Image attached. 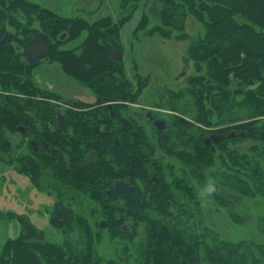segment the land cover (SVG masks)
I'll use <instances>...</instances> for the list:
<instances>
[{"label": "rangeland", "instance_id": "374dc122", "mask_svg": "<svg viewBox=\"0 0 264 264\" xmlns=\"http://www.w3.org/2000/svg\"><path fill=\"white\" fill-rule=\"evenodd\" d=\"M11 1H4L3 7L8 9ZM28 1L37 4L39 9L46 8L58 15L52 16L43 10L48 19L42 17L41 23L34 21L33 25L37 28L46 27L54 39L67 31L68 33H66L72 37L70 39L72 44L74 43V46L77 47L81 42L84 49L89 44L91 31L81 30L76 35V31H69L67 27L66 29L62 27L65 25L64 18H81L93 23L99 18L108 17L112 24H116L120 19L124 20L119 27V49L122 50V60L114 59L116 65L113 66L114 69L112 68V76H120L122 79H128L135 84V75L138 72L139 80L136 81V87H138L139 96L137 105L130 104V102L123 105L124 108L120 113L123 118L122 121L130 123V118H136L140 124L144 125L147 122L142 117L144 114L142 111L143 106L158 107L169 111L166 106L159 107L158 104L164 102L169 103V105L175 104L180 108H177V111H175L176 109L170 110V113L175 112L177 114L174 121L181 126L187 124L185 126V138L177 136L178 141L185 142L184 147L186 146V148L183 155H190V158H194L196 155L200 156L197 149L202 147L198 143L194 144L196 138L199 141L201 140L198 137L200 135L203 138L211 133H217L219 139L222 137V146H224L220 149L219 146L214 144L210 149L213 152L210 153V150H207L213 161L207 168H197L195 164L186 163L182 158L179 159L173 155L167 156L168 158L162 162L165 169H162L157 181L151 182L148 181V177L151 172L154 173V171H151L154 167L152 165L156 158L160 157L161 152L156 150L157 152L152 151L154 153H150V145L147 144V139L142 134L140 153L145 155L146 162L140 163L142 173H139L138 208L127 215L123 211L104 209L99 207L98 202L88 197H81L79 201L80 208L71 211V225L56 227L49 224V219L44 214L41 206L48 200V197L42 193L37 194L36 190L31 188L28 194L24 192L25 197L30 198L28 208H25L24 201L19 200V195L23 193H21L22 187L30 186L27 177L17 172H9L6 166V168H3L5 163H1L0 250L7 239L20 236L22 226H27L26 229L31 232L29 233L31 235L29 237V240L32 241L31 245L44 242L49 246L70 249L68 255L72 257L68 264H74V259L79 254L80 257L86 254L89 255L91 259L89 264H145L146 252L144 253L143 244L146 240L151 242L148 238L149 233L147 235L146 231L148 230L147 224L150 222L148 219L157 218L152 211L161 207L168 208L171 213L174 210L181 211L180 209H184V214L180 216L181 223L186 222L189 215V220L187 219L190 223L188 238H192L191 242L194 245L198 244L201 264H213L206 259V252L207 250H213L216 243L221 241L231 244H247L256 257L262 255V250L264 253V234L258 229V219L264 216V150H262L264 145L258 143L257 139L245 136L247 130L244 129V123L249 120L243 118L231 121L228 114L221 115L220 112L210 106V101L217 96H227L231 103L240 102L244 100L245 91L248 88L254 90L261 82L259 80L241 79L236 74L231 75V71L229 73V83L222 85V94L224 91L227 94L222 96L221 91L219 92L216 88L209 90L211 85L208 86L207 83L209 77L206 63L202 64L195 61L187 54V48L192 40L205 37L204 23L199 21L193 14L188 13L185 17L183 30L180 32L172 31L169 38L162 37L157 32H153V34L147 32V29L151 28L149 26H152V28L161 26L158 20L160 10L158 0H138L136 9L128 19L124 18L126 16L125 10L119 7L120 0ZM10 11H20L30 15L37 14L40 18L43 15L40 12L25 11L19 7L16 9L12 7ZM20 12H17V14H20ZM143 13L146 15L143 17V26L133 34L134 29L139 26L142 20ZM39 17H37L38 20ZM239 21L243 20L239 19ZM36 75L39 76V71ZM201 75L203 78L201 85H203L205 91L207 90L202 94V102L193 98L195 94H176L181 90L189 89L188 82H191L190 78ZM34 78L36 79L35 76ZM76 80L65 76L60 67L56 66L49 69L46 78L39 79V82L42 86L46 84L49 88L52 87L58 91L62 89L63 92L73 87V92L61 95L73 96V99L77 95H84L86 99L92 102L90 104H93L94 101L109 100L108 98L93 100V95L89 94L94 93L87 90L88 87L92 88L91 83L84 80L85 82L83 81L80 84V81ZM91 81L95 85L97 84L94 78H91ZM100 82L102 87L99 88H103L104 79L102 78ZM238 87L244 90L242 91L244 94L234 93L238 92ZM235 88L237 89L235 90ZM123 89L129 91L126 87H123ZM184 97L187 98L186 101ZM125 100L127 99L123 98V101ZM129 101L131 100L129 99ZM257 120H259L258 124H261L260 121H263L264 117ZM145 132L148 134V129ZM230 132H233L234 135L229 136ZM240 133H244V136L237 137ZM234 138H240V140L235 141ZM254 146H257L258 149L253 150ZM144 165H146V168L142 167ZM222 173L231 177L237 175L246 180V184L252 189V192L244 194L233 191L229 186L232 181L222 178ZM187 176L190 177V180L187 179ZM11 179L19 184L17 186L9 184ZM209 180L214 182L216 190L209 196L201 197L199 191ZM187 183L193 189V194H188L185 191ZM215 193L221 199L216 198ZM158 194L162 198H165L164 194H166L169 198L167 201L158 199L156 197ZM22 212L29 213V215L26 214L27 220L23 219ZM109 216L115 217V220L119 216L127 218L125 220L129 222V227H126V231L120 232L118 225L114 224L112 220L107 224L109 226H101L100 221L111 219ZM140 216H145V219L142 220ZM160 219L165 218L160 217ZM153 252L151 251V253ZM25 260H28V258Z\"/></svg>", "mask_w": 264, "mask_h": 264}, {"label": "flooded vegetation", "instance_id": "af4514ba", "mask_svg": "<svg viewBox=\"0 0 264 264\" xmlns=\"http://www.w3.org/2000/svg\"><path fill=\"white\" fill-rule=\"evenodd\" d=\"M4 1L0 0V164L5 163L3 168L6 166L9 172L27 177L31 187H22L19 200L28 208L30 198L25 197L24 192L28 194L33 188L37 194H44L48 200L41 206L49 224L55 227L71 225V211L80 208L81 197L98 202L104 209L129 215L139 205L140 163L146 162L145 155L140 153L141 135H145L150 153L161 152L153 162L151 171L154 173L149 174L148 181H157L165 169L162 162L170 155L179 159L183 156L185 142L178 141L177 136L185 138L187 124L181 126L174 121L177 114L170 113L180 107L165 102L158 105L166 106L169 111L143 106L142 117L147 123L142 125L136 118H130V123L123 122L120 114L123 105L129 102L137 105L138 72L135 84L117 76L120 81L114 82L113 78L110 85L105 86L106 90L100 88L102 90L97 92L88 87L87 90L94 93L89 94L93 95V100L109 99L93 104L84 95L74 99L61 95L70 94L73 87L63 92L46 84L42 86L39 79L46 78L49 69L56 66L68 78L76 80L75 75H79L83 80H90L92 77L82 70H90L91 66L80 58L87 46L84 49L80 42L75 47L67 31L54 39L46 27L33 25L34 21H42V16L10 11L3 7ZM39 35L47 39V47L39 43L35 49L26 51L28 44ZM156 121L162 122L158 124L160 127ZM212 134L219 135L198 137L203 144L210 145L219 140L205 143ZM9 184L17 186L19 183L11 179ZM26 214L29 215L22 212L24 220H27ZM109 217L111 219L101 220L100 225L104 221L105 226H109L112 220L120 232H124L123 226L129 227L127 218Z\"/></svg>", "mask_w": 264, "mask_h": 264}, {"label": "trees", "instance_id": "16d2710c", "mask_svg": "<svg viewBox=\"0 0 264 264\" xmlns=\"http://www.w3.org/2000/svg\"><path fill=\"white\" fill-rule=\"evenodd\" d=\"M158 1L160 3L158 20L161 26L156 28L149 26L152 29H147V32H152V34L157 32L160 36L169 38L172 31L180 32L183 30L185 17L188 13L193 14L199 21L204 23L205 37L192 40L187 48V54L195 61L202 64L206 63L209 77L207 83L208 86L211 85L209 90L216 88L222 94V85L229 83V73L231 71V75L236 74L241 79L259 80L261 82L254 90L248 88L245 91L244 100L240 102L231 103L227 96H223V94H227L224 91L223 97L217 96L210 101V106L220 112L221 115L228 114L231 121L243 118L249 120L244 123V129L247 130L245 136L257 139L258 143L264 145V120L260 121L261 124H258L259 120H257L264 117V0ZM137 3L138 0H120L119 7L125 10V19H128L136 9ZM12 7L15 9L19 7L25 11L40 12L43 14L44 19H48L45 12L50 13L52 16H58L54 11L46 8L43 9L44 12L39 9L37 4L28 0H12L8 9L10 10ZM144 16H146L145 13H143L142 20L139 26L134 29L133 34L142 28ZM239 19L243 21H239ZM64 22L65 25L62 27L64 29L67 27L69 31H76V35L81 30L91 31L86 53L80 58L83 63L86 62L91 66L90 70H84L82 67L83 73L89 74L97 84L95 85L91 78L85 81L91 83V87L96 91L105 90L104 86L102 89L99 88V85L102 84L99 81L100 77L104 79L106 87L110 85L113 78L114 82H119L120 79L112 76V68L114 69L116 61L110 59V52L113 48H119V27L124 20L120 19L116 24H112L108 17L99 18L93 23L81 18H64ZM75 78L80 82L84 81L79 75H75ZM190 81L188 82L189 89L181 90L176 94H195L193 98L202 102V94L207 91L201 85L203 83L202 75L194 76L190 78ZM238 89V92H234L235 94H244L242 92L244 90H241L240 87ZM219 98H221L219 101H215ZM184 100L186 101L187 98L184 97ZM227 138L229 139V137ZM234 140L238 141L240 138H234ZM194 142L202 147H197L198 152L196 151L200 156L195 154L194 158H190V155L185 154L180 157L186 163L195 164L197 168H207L212 164V158L208 155L207 150H210L214 144L219 146L220 149L224 146H222V137L210 145L203 144L197 138ZM257 149L258 147L254 146L253 150ZM211 152L213 151L210 150ZM227 174L222 173L221 175L222 178L232 181L229 186L233 191L244 194L252 192V189L246 184V180L237 175L231 177L229 175L232 174ZM187 179L190 180V177L187 176ZM224 181L226 182V180ZM178 189L180 188L178 187ZM192 190L189 183H187L185 191L188 194H193ZM176 194L178 195V193ZM214 196L221 199L216 193ZM156 197L166 201L169 198L166 194H164L165 198H162L159 194ZM180 210H174L171 213L168 208L159 207L152 211L157 218L148 219L150 222L147 224L148 230L146 231L147 235L149 233L148 238L151 242L146 240L143 244L144 253L146 252L145 264H201L198 244L194 245L191 242L192 238H188L189 215L186 222L181 223L180 216L184 214L185 210ZM160 217L165 219H160ZM140 218L144 220L145 216H140ZM22 228L20 236L7 239L3 243L0 250V264H68L71 261L72 256L69 257L68 255L70 249L49 246L44 242L31 245L32 241L29 240V237H31L29 233L31 232L26 229L27 226H22ZM258 229L264 234V216L258 219ZM151 251L154 252L151 253ZM81 257L79 254L74 259V264L78 262L89 264L91 260L89 255L86 254ZM27 258L28 260H25ZM206 259L213 264H264V253L262 250V255L256 257L247 244H231L221 241L216 243L213 250H207Z\"/></svg>", "mask_w": 264, "mask_h": 264}, {"label": "water", "instance_id": "95a60500", "mask_svg": "<svg viewBox=\"0 0 264 264\" xmlns=\"http://www.w3.org/2000/svg\"><path fill=\"white\" fill-rule=\"evenodd\" d=\"M46 42H47V39H46L45 37H41V35H39V36L35 37V38L33 39V41L30 42V43L28 44V46H27V48H26V51L31 50V49H33V48L35 49L38 45H40L39 43H42L43 46H46V47H47ZM121 58H122V52H121V51H119V50H117V49H114V50L111 51V53H110V59H111V60H112V59H113V60H114V59L119 60V59H121ZM107 106L110 107V104H108ZM161 123H162L161 121H156L155 124L158 126V124H161ZM158 127H160V126H158ZM233 135H234L233 132H231V133L229 134V136H233ZM242 136H244V133H240V134H238L237 137H242ZM211 139L215 141V140L219 139V135H216V134H212V135H210L209 137H207V138L205 139V143H209V142L211 141ZM101 226H105V223L102 222ZM126 227H127L126 225L123 226V227L121 228V230H122V231H125V230H126Z\"/></svg>", "mask_w": 264, "mask_h": 264}, {"label": "clouds", "instance_id": "9594fccd", "mask_svg": "<svg viewBox=\"0 0 264 264\" xmlns=\"http://www.w3.org/2000/svg\"><path fill=\"white\" fill-rule=\"evenodd\" d=\"M216 190L215 188V184L213 181L209 180L208 182H206L200 189L199 191V195L201 197L204 196H209L211 195L214 191Z\"/></svg>", "mask_w": 264, "mask_h": 264}]
</instances>
